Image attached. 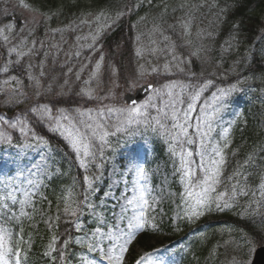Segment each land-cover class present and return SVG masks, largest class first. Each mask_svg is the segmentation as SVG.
I'll use <instances>...</instances> for the list:
<instances>
[{
  "label": "snow or ice",
  "instance_id": "snow-or-ice-1",
  "mask_svg": "<svg viewBox=\"0 0 264 264\" xmlns=\"http://www.w3.org/2000/svg\"><path fill=\"white\" fill-rule=\"evenodd\" d=\"M142 2L143 0H140V3ZM148 2L151 3L152 0ZM19 5L31 12L39 11L26 0H19ZM139 6L140 4L134 5ZM211 6H217L216 0ZM236 6L235 3L226 5L220 9V13L226 16L229 7ZM2 14L6 16L7 9H4ZM124 14L123 11H117L112 23ZM110 19L109 14L101 10L93 16L91 22L81 20V23H92L96 27L90 30L87 36L77 37V41L81 39L90 41L78 44V47L87 48L93 53L98 51L97 42L104 30L111 27ZM28 24L29 21L25 20L24 26L18 27L15 22L9 21L0 27V42L6 50V58L0 66V73L8 74L16 70L26 74L29 87L35 90L36 100L20 114L0 115V150L4 146L9 149L0 155V264H30L32 244L31 237L25 239V222L33 221L35 218L37 197L41 201L48 200L42 189L47 188L54 178L64 175L62 169L55 166L54 150L49 140L36 133L33 120L46 125L50 132L58 134L65 141L74 154L78 168L85 173L82 192L77 193L78 182L74 180L72 186L64 189L58 197L54 214L49 215L41 211L42 217L47 216L43 222L53 233L45 253L52 264H56L57 260L61 264H72L73 256L77 264H126L127 254L138 235L146 231L161 230L163 211L157 212V206L161 203L162 197L153 195V189L148 183L150 178L146 159L148 146L139 139L148 133L158 137L166 145L168 163L172 167L171 174L178 177L183 186V191L178 194L179 202L176 204L175 217L172 221L175 230L182 231L178 222L194 225L213 211L224 212L239 208L237 215L256 226L251 232L243 229L229 230L238 233L234 243L235 251L239 254L233 256L230 264H257L256 257L264 252V212L260 211L264 208V176L261 177L256 189L250 190L246 183L242 185L240 182L241 176L247 181L250 174L236 171L227 177L229 185L221 189L227 163L225 150L231 143L229 132L231 124L235 121L228 127H221L219 132L217 128L222 118L221 114L229 107L232 97L244 91L241 86L245 81L256 78L264 83V72L255 77H241L237 74L234 83H229L226 87L216 86L215 91L206 98L205 92L215 86V81L211 78L198 83L168 80L159 87H157L159 81L155 79L141 84L142 79L153 74L185 73L192 77L196 76L195 72L184 66L186 63L191 64L192 61H185L177 56L176 45L170 43L166 48L171 59L166 60L162 67L153 65L150 61L138 63L136 71L125 79L128 91L139 87L150 89L152 94L143 103H138L130 96L125 99L131 103H121L112 89L104 96L99 95L98 89L105 60L101 52L94 64L90 57H86L87 62L82 63L75 72L77 81L85 71L88 72V78L83 81L84 87L76 95L86 97L87 101L99 100L101 103L94 108L79 106L74 109L57 108L56 104L62 103L64 97L69 94L64 91V85H68L69 80H64L60 91L55 93V100L41 102L42 98L53 93L52 83L44 86L41 78L46 75L44 66L47 59L49 56H53L54 59L55 54L45 51L44 59L38 64L31 62L32 57L40 55L37 44L43 48L44 42L32 38L35 24L32 27H28ZM191 26V19L184 21L185 36L191 35ZM241 26L242 21L232 22L229 40L226 41L228 47L223 49L224 52H228L234 46L239 47ZM53 31L59 32L61 29ZM157 32H160V27L154 24L152 32L148 34L149 44L157 43L151 39ZM144 35L139 33L135 36L136 57L143 59L146 52L155 55L157 51H165L147 47L142 39ZM164 40L169 41V37L164 36ZM187 43L191 44L192 41L188 40ZM51 47L57 48V53L60 51L58 45ZM203 50V46L198 47L190 55L199 58ZM81 54V51L66 53L70 58H79ZM250 54L249 52L248 55ZM13 56L15 59H12ZM25 58H28L27 63H23ZM240 63L239 59L234 62L232 73H236V66ZM35 68L40 69L38 75L33 72ZM72 72L73 68L69 67L68 73ZM68 73H65V76ZM117 73L118 69L112 65V75L115 76ZM23 85L24 81L19 75H10L3 81L0 92L7 93L6 104L19 105L30 99ZM115 87L118 88L120 85L116 84ZM109 99L113 103H102ZM13 132H18L19 138H15ZM117 149L120 150V160L113 161L112 179L108 190L103 192V196L112 201L109 218L102 211H96L97 206L91 197L99 190L97 182L104 180V167L111 159L110 153H115ZM260 151H264V148ZM250 161L254 162L253 154L248 156L241 167L247 166ZM93 168L95 172L92 171ZM241 197L249 198L244 205L240 204ZM50 208L51 202L49 210ZM86 213L93 219L95 226L92 228H86L81 222V216ZM257 216L260 217L259 222L255 220ZM61 217L72 224L77 234L74 238L69 234L62 242L54 232V229L59 227ZM197 234L201 238L205 236L203 232ZM72 244L80 249L79 253L69 252ZM183 247L181 245V248ZM174 251L168 246L155 248L139 254L133 264H175L174 260L169 259Z\"/></svg>",
  "mask_w": 264,
  "mask_h": 264
},
{
  "label": "rangeland",
  "instance_id": "rangeland-1",
  "mask_svg": "<svg viewBox=\"0 0 264 264\" xmlns=\"http://www.w3.org/2000/svg\"><path fill=\"white\" fill-rule=\"evenodd\" d=\"M67 6V3L70 2ZM233 0H216L217 6L212 7L214 0H152L151 3L148 0H116L106 7L92 6L89 0H59L56 5L46 4L45 0H26L27 3L33 7L39 9L38 12H31L19 5V0H0V27H3L4 23L9 21L15 22L18 27L24 26V21H29L28 27H32L35 24V32L33 39L44 42V47L40 48L37 44V48L40 55L31 58L33 64H38L44 59L43 53L45 51H51L55 54L49 56L47 59L44 71L46 75L41 78L42 84L47 86L48 83H52L53 93L42 98L41 102L47 100H55V93L60 91V86L63 85L64 80L68 79L69 84L64 85V91L69 94L64 97V101L60 104H56V107H65L74 109L76 107L94 108L97 104L101 103L99 100L87 101V98H81L76 95L82 87H84L83 81L88 78V72L85 71L79 81L75 78V72L79 69L82 63H86V57H90L93 64L98 59L102 52L105 56L102 66V77L101 84L98 89L99 95L104 96L109 89L115 92L122 102L123 96L130 92L127 90L125 85V79L136 71L138 63H145L150 61L153 65H159L162 67L166 60L171 59L168 55L166 46L170 43L176 45L175 54L185 61L191 60V64H185L186 68H190L192 72L196 73L195 77L189 76L185 73H176L175 75L153 74L140 81L141 84L146 83L148 80H158L160 84L167 82L168 80H180L184 83H198L204 79L211 78L215 81V86L211 87L205 92L204 98L209 97L212 91H215V87H226L229 83L236 81L237 74L243 76H253L264 72V17L263 26L259 29V36L256 38L255 43L250 48L243 45V41L239 34V47H233L228 52H224L223 49L228 47L226 41L229 40V34L232 30H228L225 34V26L227 24L228 15L232 9L229 7L228 12L225 14L220 13V9L226 5H233ZM140 4L139 7L134 5ZM183 5V7H181ZM7 9L8 14L4 16L3 10ZM103 10L109 14L111 19L109 23L111 27L104 30V33L117 26L119 22L130 16L132 20V29L134 36L132 39V56L134 58V66L127 68V72L123 73L119 71L118 66L111 58L106 60V53L103 51L101 40L103 35L97 42L96 52H91L87 48H79L78 44H84L90 41H84L81 39L77 41V37L87 36L90 30H94L96 25L92 23H81V20L92 21L93 16ZM117 11H123L125 14L115 23V14ZM43 13V15L41 14ZM91 13L92 15H89ZM51 17L50 19L48 17ZM144 17L145 19H141ZM191 19V35H184L183 23L184 21ZM155 25H159L160 32L152 35L151 39L156 40L155 45L149 44L148 34L152 32ZM53 29H61L59 32H54ZM103 33V34H104ZM139 33H144L142 37L144 44L147 47H156L158 49H165L164 52L157 51L155 55L145 53L144 58L140 59L135 55V48L137 44L135 42V36ZM161 33H163L161 35ZM198 33L200 35H198ZM211 33V35H208ZM164 36L169 37V41L164 40ZM191 40L192 43L188 44L187 41ZM15 42V41H14ZM52 45H58L60 51L57 53V48L51 47ZM203 46L199 58L191 56L190 53L196 48ZM75 51H81L79 58L69 57L66 53H72ZM251 53L248 55V53ZM6 58V50L0 42V66ZM12 59H15L13 56ZM240 60L241 63L236 66V73L231 72V68L236 60ZM259 62V66L256 61ZM28 58H25L23 63H27ZM112 65H115L118 69L117 75H112ZM261 66V67H260ZM72 67L73 72L68 73V68ZM91 67V65H90ZM40 69H33L34 74L39 73ZM175 71V70H173ZM65 73H68L65 76ZM203 73V75H201ZM215 73V75H211ZM10 75H19L24 81V91H26L30 97L23 104H6L8 96L6 92H0V115L13 116V114H20L21 111L27 109L32 103H35L34 89L29 87V81L26 74H22L16 70L11 71L8 74L0 73V87H3V81ZM55 77V80L53 78ZM227 77V79H225ZM119 84L120 87H115ZM95 87V83H93ZM244 91L236 94L232 97L229 107L221 114V119L218 122L219 127L217 132L220 131L221 127H228L231 124V130L229 132V140L231 141L229 147L225 150L226 152V165L224 168V184L220 187L229 185L227 177L232 176L234 172L240 171L248 175L247 181L240 177L241 184H247L250 190H255L258 184L261 182V177L264 176V151H260L264 148V83H261L259 79L253 78L246 80L241 86ZM69 88L71 91L69 92ZM139 88V87H138ZM203 100V98H202ZM102 103L109 104L113 103L112 100H104ZM249 108L246 114L245 109ZM239 113V115H237ZM195 115V113H194ZM247 115V116H246ZM249 122L253 125L250 127ZM34 130L37 134L43 135L49 140L51 148L54 150L53 156L55 157V166H58L64 172L57 183L58 188L53 190V199L50 198L45 189H42L44 195L48 197L47 201H41L37 197V211L33 221H26L25 224L28 228H32L34 232H38V236L42 239V253L48 262L46 264H52V261L45 256L47 252V245L51 239L52 232L49 231L48 225L43 221L47 219V216H41V211L48 213L49 215L56 212V204L58 197L61 192L72 186L73 181L78 182L77 193L83 191V170L79 169L74 158V154L71 152L65 141L56 133L50 132L46 125L37 123L33 120ZM11 131V130H10ZM15 138H19L18 132H13ZM56 138V139H55ZM141 143L148 146V155L146 157L148 161V169L150 172L149 185L153 189V195L162 197L161 203L157 206V212L163 211V222L161 230L152 232L158 242H155V248H162L168 246L173 248L174 254L170 256V260H174L175 264H230L234 255H239L235 251L234 241L238 237L236 231L230 232V229H243L236 223L230 221L227 222L225 217L231 216L240 221L247 222L251 231L254 230L255 224L241 219L237 212L239 208H233L224 212L213 211L210 214L202 217L194 225H186L184 222H178L182 231H176L173 224V219L176 212V204L179 202L178 194L183 191L179 178L173 176L171 164L168 163V152L166 145L158 137L151 133L146 134L144 137L139 138ZM56 140L64 143L66 151L64 157H57V151L52 146ZM52 143V144H51ZM160 146L163 157L157 162L156 165H152L153 153L156 149V145ZM9 149L6 146L0 150V155L5 154ZM250 154L254 156V162H249L247 166L244 165V161ZM59 155V153L57 154ZM111 159L108 160L104 167V180L103 182H97L99 190L91 197L92 202L97 206L96 211L103 212L107 217L111 218V204L112 201L103 196V192L108 190V185L111 182V169L113 161L118 162L120 160V150L117 149L115 153H110ZM198 159V158H197ZM150 166V167H149ZM93 172L96 170L93 168ZM90 174V173H89ZM165 176H167V183H165ZM131 179V178H129ZM49 186V185H48ZM123 187V184H121ZM48 188V187H47ZM258 198V197H257ZM248 197H241L240 204L244 205L248 200ZM49 202H51V208L49 210ZM264 212V208L260 209ZM206 218V221L212 224L204 225L202 220ZM81 222L84 223L86 228L94 227L93 219L87 213L81 216ZM159 220L160 217L158 216ZM256 222H259L260 217H255ZM63 224L58 230V234H61L62 239H66L69 234L75 237V232L70 233L67 231V226H72L64 217L60 220ZM59 221V223H60ZM31 225V226H29ZM67 225V226H65ZM196 229L197 231H193ZM56 230V229H54ZM243 230L251 232L249 229L244 228ZM197 232L205 233V236L201 238ZM233 241V242H229ZM34 239H31L33 245ZM133 245V244H132ZM131 245V246H132ZM181 245L184 247L181 248ZM32 248V247H31ZM154 248V249H155ZM132 250V248H131ZM131 250L127 254L128 264L133 255L136 258L139 254L146 252L143 249L137 248L132 252ZM214 250V251H213ZM69 252L79 253L80 249L72 244L69 248ZM72 264H77L75 256L71 258ZM56 264H61L57 260Z\"/></svg>",
  "mask_w": 264,
  "mask_h": 264
},
{
  "label": "trees",
  "instance_id": "trees-1",
  "mask_svg": "<svg viewBox=\"0 0 264 264\" xmlns=\"http://www.w3.org/2000/svg\"><path fill=\"white\" fill-rule=\"evenodd\" d=\"M58 1L59 0H45V3L56 5ZM108 1L110 2L113 0H89L94 6L104 5ZM236 5L234 12H232V19H236L238 22L242 21L240 30L242 32V38L244 39L245 44L249 45L254 41L259 29L263 26L264 0H237ZM132 37L133 29L131 25L129 23H127V25L123 23L113 31L112 34L106 35L104 39L106 60L111 58L112 61L115 62V65L118 66L119 71L123 73L127 72V68H132L134 66V58L132 56ZM250 126H252V123H250ZM52 145L59 153V155L56 154V156L64 157L65 151L67 150L65 144L60 142V140H56ZM59 179H61V176L54 178L50 183V188L46 189V193L50 194L49 196L52 195L51 190H56L58 188L57 183ZM27 233L28 232L25 233V237ZM154 239V236L144 233L139 238L138 244L144 249H149L150 244ZM34 247L36 249L37 247H40L39 240H37ZM36 255H38V253ZM32 256L33 254L30 256V263H40L41 256L40 258H38V256L33 258Z\"/></svg>",
  "mask_w": 264,
  "mask_h": 264
},
{
  "label": "water",
  "instance_id": "water-1",
  "mask_svg": "<svg viewBox=\"0 0 264 264\" xmlns=\"http://www.w3.org/2000/svg\"><path fill=\"white\" fill-rule=\"evenodd\" d=\"M150 89L143 88V89H137L133 93H130L125 96H130L132 99L136 100L138 103L141 102L143 99L147 97V95L150 93ZM126 100V99H125ZM127 103H131L130 100H126ZM257 264H264V252H261L258 257H256Z\"/></svg>",
  "mask_w": 264,
  "mask_h": 264
}]
</instances>
